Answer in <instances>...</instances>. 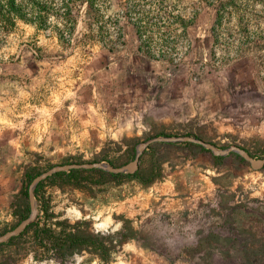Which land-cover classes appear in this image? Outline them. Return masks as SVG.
Here are the masks:
<instances>
[{
  "label": "rangeland",
  "instance_id": "374dc122",
  "mask_svg": "<svg viewBox=\"0 0 264 264\" xmlns=\"http://www.w3.org/2000/svg\"><path fill=\"white\" fill-rule=\"evenodd\" d=\"M125 2L97 0L108 35L86 26L81 3L68 28L16 20L0 33V236L28 217L38 175L119 168L149 142L130 178L82 174L91 192L54 173L41 181L56 219L83 221L91 233L131 229L106 264H264V164L163 141L264 159V45L254 48L264 42V0H238L240 15L223 19L216 38L212 0H168L184 30H153L148 53L122 15ZM4 243L5 264H56L14 259ZM63 264L104 263L80 254Z\"/></svg>",
  "mask_w": 264,
  "mask_h": 264
},
{
  "label": "trees",
  "instance_id": "16d2710c",
  "mask_svg": "<svg viewBox=\"0 0 264 264\" xmlns=\"http://www.w3.org/2000/svg\"><path fill=\"white\" fill-rule=\"evenodd\" d=\"M167 1L160 0L159 8L154 0H149L144 2V6H146L144 9L140 8V5H143L138 3V0H126L122 15L125 21L133 27L136 37L140 41L139 50L141 47H145L148 53L153 41V37H151L153 30L160 29V33L169 34L176 31L177 27L175 26L177 25L184 30V20L174 14L175 7ZM212 1L216 11L211 32L216 38L221 30L223 19L230 20L231 15L239 16L240 7L236 6L238 0ZM96 2L97 0H0V33L11 29L16 20L36 22L44 26L50 18H53L57 25L68 28L75 24L74 12H77L78 4L81 3L84 5L81 16H83L86 26L90 28L91 25H95L100 31L99 36L101 33L108 35L107 22L101 21L98 9L95 7ZM238 19L241 20V18ZM109 26L110 30L115 29L113 33L120 31L118 23ZM90 32H92L91 29ZM167 44L166 42L160 43V54H163ZM263 45L264 42L254 48L261 49ZM82 174L90 178L97 176L109 179V181L117 178H130V175L109 173L100 169L70 170L67 173H54L50 177L59 178L61 184L86 189L89 192L94 184L87 180V177L80 180ZM41 187L42 183L40 182L33 189L32 195L37 205L34 220L20 234L9 239L3 245L13 247L14 259L20 255H30L35 261L49 260L56 264H63L73 255L86 254L106 264L111 261L124 240L132 236L131 229L122 228L113 234L109 232L91 233L83 221L69 224L67 220H57V217L52 213L48 198L40 190ZM5 259L6 261L11 260ZM4 262L0 261V264H5Z\"/></svg>",
  "mask_w": 264,
  "mask_h": 264
},
{
  "label": "water",
  "instance_id": "95a60500",
  "mask_svg": "<svg viewBox=\"0 0 264 264\" xmlns=\"http://www.w3.org/2000/svg\"><path fill=\"white\" fill-rule=\"evenodd\" d=\"M164 142H176V141H184V142H195L200 144L202 147L209 149L211 151V153L215 156L218 155H225L227 153L230 152H236L238 153L246 162L249 163L250 167L252 169H259L262 167V165L264 164V159L262 160H252L250 157H248L247 155H245L244 153H241L239 150H237L235 147H229L226 150H224L223 152H218L216 150H214L212 147H210L207 144H203L197 141H193L191 139L188 138H183V139H164ZM149 144V142L140 145L137 148L136 151V155L133 159L132 162L128 163L125 166L119 167V168H110V167H106L103 166L101 164H97V163H92V164H79V165H63V166H59V167H55L52 168L40 175H38L37 177H35L31 183H30V187L28 189V207H29V215L26 219H24L23 221H21L14 229H12L11 231L5 233L4 235L0 236V244L6 242L7 240L17 236L18 234H20L25 227L30 224L36 215V211L34 209V199H33V195H32V188L39 182L43 181L44 179H46L48 176H50L52 173H56V172H68L70 170H88V169H100V170H105L109 173H125L128 175H132L133 173H135V171L137 170V162H138V157L140 156L141 152L144 150V148Z\"/></svg>",
  "mask_w": 264,
  "mask_h": 264
}]
</instances>
